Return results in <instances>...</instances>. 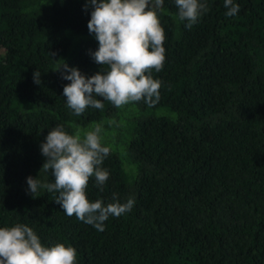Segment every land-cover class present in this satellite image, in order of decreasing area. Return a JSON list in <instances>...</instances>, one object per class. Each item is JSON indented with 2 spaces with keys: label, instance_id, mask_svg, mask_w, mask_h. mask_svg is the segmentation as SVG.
<instances>
[{
  "label": "trees",
  "instance_id": "16d2710c",
  "mask_svg": "<svg viewBox=\"0 0 264 264\" xmlns=\"http://www.w3.org/2000/svg\"><path fill=\"white\" fill-rule=\"evenodd\" d=\"M200 2L208 10L190 29L175 0L158 13L165 61L152 70L154 105L103 101L76 115L56 70L63 61L86 77L107 70L90 55L92 6L0 0V227L25 224L46 247L70 245L76 264H264V0H233L231 17L224 0ZM94 124L110 148L109 178L101 191L91 177L87 198L135 199L103 231L67 216L57 192L27 185L54 183L40 150L51 128Z\"/></svg>",
  "mask_w": 264,
  "mask_h": 264
},
{
  "label": "clouds",
  "instance_id": "9594fccd",
  "mask_svg": "<svg viewBox=\"0 0 264 264\" xmlns=\"http://www.w3.org/2000/svg\"><path fill=\"white\" fill-rule=\"evenodd\" d=\"M164 0H85V8L92 6L87 22L88 32L95 35L98 48L90 55L95 63L107 66L90 77L66 62L56 71L70 81L63 87L67 107L81 115L89 107L103 109V101L116 108L144 101L152 106L159 100L161 81L154 79L152 70L159 72L165 61L164 29L158 13ZM178 17L188 21L189 29L195 24L207 4L200 0H175ZM228 9L226 16H235L239 5L233 0H224ZM67 73V74H65ZM41 74L33 73L34 83L39 85ZM100 97L101 99H97ZM101 124L92 130L77 129L69 134L63 125L50 129L41 143L40 150L45 158L42 169L54 177V183H41L27 177L28 190L33 195L39 188L55 191V202L69 217L75 215L84 223L104 230L109 216L120 217L130 212L134 198L125 203L113 195V202L105 205L102 200L89 201L86 189L89 179L95 177L103 191L109 178L107 169L101 167L110 154V148L102 143ZM77 252L72 246L56 243L46 247L32 228L25 224L0 227V264H76Z\"/></svg>",
  "mask_w": 264,
  "mask_h": 264
}]
</instances>
